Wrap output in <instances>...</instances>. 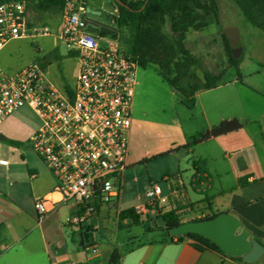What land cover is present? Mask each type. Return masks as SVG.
Returning <instances> with one entry per match:
<instances>
[{
    "label": "crops",
    "instance_id": "1",
    "mask_svg": "<svg viewBox=\"0 0 264 264\" xmlns=\"http://www.w3.org/2000/svg\"><path fill=\"white\" fill-rule=\"evenodd\" d=\"M50 14L35 13L30 5L27 9L30 24H35L31 20L35 17L53 31L52 36L38 40H50L56 59L60 23ZM256 41L248 57H242V50L240 77L234 69L216 88L198 92L193 109L183 104L180 93L156 71L144 70L137 77L125 174L145 170V192L157 184L168 198L163 207H149V212L140 216L153 212L151 218L162 227L163 214L174 211L181 216L192 206L205 210L207 216L230 212L240 220L241 230L264 246V37ZM70 60L75 61L72 52ZM77 71L75 65L74 83ZM69 87L65 80L59 89ZM141 100L146 104L144 110L139 106ZM233 119L242 123L240 129L195 142L201 134ZM25 154L27 175L17 174L11 163L0 167V264H110L116 250L122 254L118 264H247L209 250L199 252L190 241L170 244L165 231L152 230L150 223L142 236L122 239V228L134 224L130 218L121 220V212L145 204L141 201L145 192L138 194L137 203L129 208H122L120 200L99 209L92 229L99 235L95 242L99 252L92 258L84 240H77L82 233L68 226L77 209L76 199L56 204L44 219H38L35 203L49 197L61 199V195L45 164L31 151ZM135 181L142 182L138 177ZM66 226L72 231L74 246L68 244ZM102 228L113 233L107 246L101 244ZM253 264H264V260Z\"/></svg>",
    "mask_w": 264,
    "mask_h": 264
},
{
    "label": "built area",
    "instance_id": "2",
    "mask_svg": "<svg viewBox=\"0 0 264 264\" xmlns=\"http://www.w3.org/2000/svg\"><path fill=\"white\" fill-rule=\"evenodd\" d=\"M31 1L0 0V52L16 40L53 35L50 27L28 22ZM89 1L67 0L59 11L58 38L77 61L73 87L57 88L36 62L14 74L0 69V127L19 110H33L40 126L29 138V146L54 176L61 195V199L49 197L35 203L38 219H44L56 204L76 199L77 209L68 226L79 233L92 231L100 208L121 200L139 68L118 45L103 44L107 38L88 31ZM109 25L116 27L114 20ZM9 165L0 155V167ZM145 196L148 202L135 208L138 215L168 202L157 184ZM87 250L92 258L99 252L95 243Z\"/></svg>",
    "mask_w": 264,
    "mask_h": 264
},
{
    "label": "rangeland",
    "instance_id": "3",
    "mask_svg": "<svg viewBox=\"0 0 264 264\" xmlns=\"http://www.w3.org/2000/svg\"><path fill=\"white\" fill-rule=\"evenodd\" d=\"M29 5L33 12L42 14L37 6L36 0H32ZM88 7L94 11L100 12L99 19L101 23L109 25L113 20L116 23L118 9L115 0H90L88 2ZM115 9H117V11H115ZM196 13L202 16L200 21H203L204 25L196 29L189 28L187 30L184 46L192 56L199 58L205 69L210 72L217 73L220 70L228 69L227 74H234V68L229 69L228 66L225 38H227L233 47L232 54L234 51L242 49L244 50L242 57H248L253 47L256 45V40L259 37H264V32L249 24L238 7L230 0H216L215 9H210L205 13L198 10ZM50 16L55 22H58V24L60 23L61 17L59 14L52 13ZM31 20L39 26L43 23V21L35 17ZM43 20L48 21L47 23L49 24V18L45 17ZM88 31L95 36L101 35L107 38L108 40H103V44H116L124 51L128 52H130L129 41L137 34L135 30L129 28H118L117 26L113 29H109L101 25L96 26L93 24L88 25ZM175 37V34L171 30L170 22L165 21L152 40L158 43H166L173 41ZM259 52L261 53V50ZM57 53L60 55L59 60L55 59L53 56L54 47L49 39L16 40L11 42L5 51L0 54V69L7 73L14 74L28 64L36 62L42 65L48 78L53 81L58 88L63 87L65 80L69 82L70 87H73V76L75 74V65L77 66V61L76 59L75 61L70 60V52L61 41L57 47ZM144 70L154 74L155 67L151 65L147 66L145 69L139 67L137 70V77ZM193 70L200 77L203 76L202 70L197 68ZM65 76L66 79L64 80L63 77ZM139 106L144 110L146 106L145 101L141 100ZM39 126L40 120L37 115L32 109L26 107L9 117L0 127V133H4L9 140H19L18 142L21 143V146L17 147L8 140L0 141V155L10 161L12 169L19 175H27V167L23 165L22 155L25 154L27 150L35 155L29 146V138ZM135 177H138L142 182H136ZM122 184L123 193L120 204L122 208H129L137 203V195L145 192V187L148 184L147 173L145 170H139L137 175L127 172V174L123 176ZM142 196L141 201H143V203L148 202V199L144 195ZM192 207L194 209L192 208L189 212H184L181 215V220L183 222L191 218L199 219L207 216L205 210L201 208L197 209L194 206ZM189 208L191 207L189 206ZM160 213L156 215L160 216ZM151 217H153V212H150L148 217L141 216L139 223L131 227L122 228L120 231L121 238L142 236L145 234L148 223H150V228L152 230H162L161 223ZM64 230L67 234L69 246H74L72 231L68 226H66ZM101 234V244L107 246L109 238L113 233L111 231L106 233L105 229L102 228Z\"/></svg>",
    "mask_w": 264,
    "mask_h": 264
},
{
    "label": "trees",
    "instance_id": "4",
    "mask_svg": "<svg viewBox=\"0 0 264 264\" xmlns=\"http://www.w3.org/2000/svg\"><path fill=\"white\" fill-rule=\"evenodd\" d=\"M40 10L53 13L60 11L67 0H36ZM128 7L116 3L118 17L116 27L129 28L136 31V36L129 41L127 54L134 57L139 67L146 68L154 66L158 75L182 96V102L189 109L196 106V94L203 90L214 89L225 78L228 69L220 70L217 73L205 69L202 61L190 54L184 46L185 34L189 28H199L204 25L198 10L204 13L216 8V0H148L144 3H133L130 0H121ZM240 10L246 21L255 28L264 32V0H230ZM169 21L175 39L166 43H158L152 39L161 29L162 23ZM115 36V35H114ZM225 47L228 57V66L234 68L240 77L239 63L241 57L235 59L232 54V46L225 38ZM55 57L59 60L56 53ZM202 70L200 77L193 69ZM242 127V123L236 119L223 121L218 126L201 134L195 142H203L214 137L236 131ZM15 146H21L18 141L9 140ZM217 214L205 216L204 218L193 219V221L210 219ZM140 215L135 209H128L121 212L120 219L130 218L133 224L140 222ZM163 221L162 229L168 237L170 244H181L190 241L193 248L199 252L206 250L226 256L223 251L211 240L198 234H187L184 236H172L170 229L182 223L181 216L174 211L167 212L161 216ZM227 257V256H226ZM122 254L114 251L110 264H118ZM244 262L242 257H229Z\"/></svg>",
    "mask_w": 264,
    "mask_h": 264
},
{
    "label": "water",
    "instance_id": "5",
    "mask_svg": "<svg viewBox=\"0 0 264 264\" xmlns=\"http://www.w3.org/2000/svg\"><path fill=\"white\" fill-rule=\"evenodd\" d=\"M121 6L128 5L121 0H115ZM58 13H60L58 11ZM100 12L88 8L87 18L96 26H104L111 29L108 24L101 23L99 20ZM242 49L233 52L235 59L239 58ZM0 141H7V137L0 133ZM240 220L230 212H222L210 219L198 221H187L181 223L177 227L170 229L172 236H184L187 234H198L212 242H214L228 257H242L247 264H253L260 260H264V246L257 240L250 239L249 233L241 230ZM241 230V231H239ZM82 239L87 245L94 244L99 240V235L96 231H85L77 240Z\"/></svg>",
    "mask_w": 264,
    "mask_h": 264
},
{
    "label": "flooded vegetation",
    "instance_id": "6",
    "mask_svg": "<svg viewBox=\"0 0 264 264\" xmlns=\"http://www.w3.org/2000/svg\"><path fill=\"white\" fill-rule=\"evenodd\" d=\"M40 12L43 14V13H47V12H45V11H42V10H40ZM100 20V19H99ZM87 21L88 22H91V20H89V18H87ZM101 21V20H100ZM103 22V21H102Z\"/></svg>",
    "mask_w": 264,
    "mask_h": 264
}]
</instances>
